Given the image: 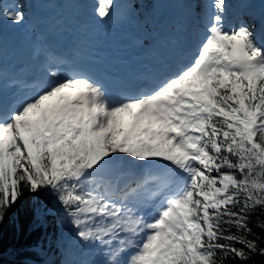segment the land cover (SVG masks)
Here are the masks:
<instances>
[{"label": "snow or ice", "instance_id": "1", "mask_svg": "<svg viewBox=\"0 0 264 264\" xmlns=\"http://www.w3.org/2000/svg\"><path fill=\"white\" fill-rule=\"evenodd\" d=\"M194 2L199 42L135 94L82 69L62 72L65 59L50 51L44 84L6 101L0 62V249L3 225L28 195L39 202L40 255L62 257L39 264L264 257V19L259 29L228 26V0ZM116 7L96 0L94 15L105 22ZM26 18L23 0H0V26ZM64 229L101 259H67Z\"/></svg>", "mask_w": 264, "mask_h": 264}, {"label": "trees", "instance_id": "2", "mask_svg": "<svg viewBox=\"0 0 264 264\" xmlns=\"http://www.w3.org/2000/svg\"><path fill=\"white\" fill-rule=\"evenodd\" d=\"M140 1L146 7L152 4V0ZM255 3L256 0H249L247 5L253 6ZM38 205L39 202L35 198L25 195L3 225L2 249H0L2 251L0 259L3 264H31L28 259L39 262L44 260L36 251V247L43 240L44 230L34 227L33 224V209ZM253 261L255 264H264V257L255 256ZM227 264H240V262L228 261Z\"/></svg>", "mask_w": 264, "mask_h": 264}, {"label": "rangeland", "instance_id": "3", "mask_svg": "<svg viewBox=\"0 0 264 264\" xmlns=\"http://www.w3.org/2000/svg\"><path fill=\"white\" fill-rule=\"evenodd\" d=\"M134 1H136V0H117V4L119 5V4L126 2V4H127V6L125 8L126 13L128 15H130L133 13L132 11H134V15H135L134 17H138V19L135 20V23L139 27L144 25V24H148L150 22L155 23V24L158 23V18L153 17V16L151 17V16L139 11L137 9V7L135 6ZM156 1H158L159 4L163 5L167 0H156ZM233 1H235V3ZM259 2L260 3L258 6V9L261 10V12H262V9L264 8V0H260ZM188 3L190 4V1H187L185 8H183V6L180 5V3H178V2L175 3L179 18L182 21L187 20V18L189 17ZM230 4L231 5L228 7V11H227V17H226L227 21H230V19L233 18V15H232L233 12H237L239 10V5L237 4V0H232L230 2ZM257 22H258V20L255 21L256 25H257ZM23 26H26V22H24L20 26L16 27V26H13L7 20L3 21L2 26H0V52L3 53L6 51V52L12 53L14 55L20 53L19 50L24 45H26L28 43L26 40L27 30ZM150 28H153V27H150ZM153 29L155 30V28H153ZM145 31H146V33H148L150 31V29L145 28ZM2 42H7V44L2 43ZM3 45L5 46L4 49H2ZM8 48H11V49H8ZM53 231H55L54 225L52 227H49V229H48L49 233H52ZM62 235H63L62 243L64 244V251L66 253L67 259H69V260H94V261H98L101 259V256L99 254L90 252V251L84 249L82 246H80L72 238L70 230L64 229ZM37 251L40 254L39 247L37 248ZM43 258L49 259L52 261H59L62 259V257L59 255V253H55V254L50 253L47 257L43 256ZM35 264H37V263H35Z\"/></svg>", "mask_w": 264, "mask_h": 264}, {"label": "bare ground", "instance_id": "4", "mask_svg": "<svg viewBox=\"0 0 264 264\" xmlns=\"http://www.w3.org/2000/svg\"><path fill=\"white\" fill-rule=\"evenodd\" d=\"M23 1H25V0H23ZM24 5H25V4H24ZM25 11H26V14H28L27 12H29V10L26 8V6H25ZM27 16H28V15H27ZM119 21H121V20H119ZM150 25H151V24H149V27H150ZM143 38H146V35H144Z\"/></svg>", "mask_w": 264, "mask_h": 264}]
</instances>
